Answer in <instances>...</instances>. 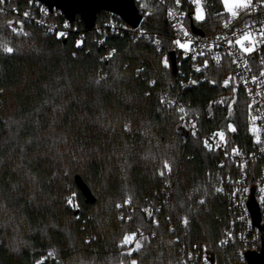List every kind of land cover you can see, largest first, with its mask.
Masks as SVG:
<instances>
[{"label": "trees", "instance_id": "1", "mask_svg": "<svg viewBox=\"0 0 264 264\" xmlns=\"http://www.w3.org/2000/svg\"><path fill=\"white\" fill-rule=\"evenodd\" d=\"M201 1L205 18L197 23L192 18L193 23L213 34L227 12L219 0ZM175 2L150 0L153 11L141 25L171 32L166 8ZM4 4L0 264H182L180 242L169 232L181 218L187 221L186 244L213 250L216 264H237L233 247L219 244L227 225L214 190L219 156L206 150L202 139L223 130L228 147L248 149L254 142L246 114L249 98L233 67L208 64L202 82L180 90L199 131L186 137L179 113L161 97L179 91L177 65L174 71L170 56L165 64L149 42L128 36L106 35L98 45L97 32L78 19L72 23L78 22L85 35L79 45L73 34L57 37L30 23L22 32L9 33L8 8L21 7L24 0ZM105 15L100 11L96 21ZM3 45L14 51L4 52ZM111 47L114 55L102 58ZM228 70L232 76L225 86ZM165 161L170 171L162 170ZM76 174L94 201H86ZM165 183L170 184L168 196L153 223L143 209L158 200ZM129 197L131 210L117 207ZM130 233H137L138 250L121 243Z\"/></svg>", "mask_w": 264, "mask_h": 264}, {"label": "built area", "instance_id": "2", "mask_svg": "<svg viewBox=\"0 0 264 264\" xmlns=\"http://www.w3.org/2000/svg\"><path fill=\"white\" fill-rule=\"evenodd\" d=\"M134 1L141 14L137 26L130 25L114 13L106 12V15L98 22L95 20L94 25L89 29H94L99 35L100 38L94 37V41L98 45L102 42L101 38L106 35L128 36L133 41L145 40L149 42L157 52L161 53L163 61H168L170 52H174L179 76V91L172 95L162 92L161 97L179 113L189 135H194L193 133L197 135L199 131L195 117L189 114L186 104L180 98V90L204 80L203 70L206 67V60L208 61L207 65L211 64L214 67L225 65L233 67L246 90L249 98L247 120L256 129L252 146L248 149L240 146L228 147L225 140L221 141L218 137L213 136V133L217 131L202 135L204 148L217 153L219 156L217 161L219 174L214 190L227 215V225L219 244L231 245L237 264L243 263L246 259V251L258 250L262 241V232L252 223L247 206L252 186H254V199L258 205L260 216L264 220V76L261 75L264 72V41L259 36L262 26H264V3H261V0H252L251 7L239 9V15L236 18H232L227 12L221 28L217 32L213 34L203 32L204 34L200 35L194 32L190 26L195 11V5L191 0H185V3L180 2L179 5L175 2L166 8L171 32L150 30L142 26L143 18L151 14L153 7L150 0ZM154 1L162 3V0ZM0 9L6 10L4 3L0 4ZM170 10L171 15H169ZM8 12L9 16L5 20V27L9 33L22 32L26 24L30 23L46 33L55 34L57 37H67L69 34H73L76 44L77 41L82 43L85 40L84 33L80 31L79 23H72L76 19L81 20L78 15L73 21H68L60 9L48 8L40 0H24L23 6H11L8 8ZM24 13H28V15L25 16ZM186 18L189 22L186 21ZM9 21H11V25H9ZM18 21H23V23L20 24ZM226 22H229L228 27L224 26ZM14 29L16 30L14 31ZM245 31H250L257 39L255 50L251 53H244L235 44L229 46L226 42L227 40H235L236 36ZM58 33H63V35H58ZM167 39L168 43H164ZM176 40H180L182 43L190 42L189 48H180L174 43ZM213 45H218V47H212ZM113 50L112 47L106 48L102 58L109 59L112 57L115 53ZM109 53L112 54L109 55ZM217 55L220 56L219 62L215 59ZM198 68L199 71H197ZM231 76L232 71L230 70L223 73L225 80ZM253 77L256 79L254 80ZM192 81H196V83H192ZM180 107L184 108L183 113L179 111ZM252 117H256V119L253 120ZM206 139L211 145L210 148L205 146L204 141ZM233 149H237V151L233 152ZM169 185V183H165L156 194L158 200H150L143 209L144 216L153 223L158 221V214L168 196ZM120 205L131 210L130 203ZM146 209L151 212V215H148ZM185 221V218H181L176 225L170 224L169 226L172 239L180 242L178 250L181 263L210 264L206 253L207 248L203 244L188 245L183 240Z\"/></svg>", "mask_w": 264, "mask_h": 264}, {"label": "water", "instance_id": "3", "mask_svg": "<svg viewBox=\"0 0 264 264\" xmlns=\"http://www.w3.org/2000/svg\"><path fill=\"white\" fill-rule=\"evenodd\" d=\"M44 3L48 8H58L63 12L64 17L68 21H73L76 16L78 15L84 23L86 28H91L97 15L100 11L111 12L122 19L127 21L132 26H137L140 19L141 14L139 13L134 0H40ZM191 29L203 35V31L194 25V23L190 22ZM170 59L172 68L176 70V57L174 52H170ZM180 132L184 136H188V131L183 128L179 127ZM75 181L79 188L81 189L82 193L84 194L86 201L91 202L94 201V196L81 178L80 175H75ZM248 209L251 214L252 223L255 224L262 232V241L261 246L258 250H247L246 251V259L245 262L240 264H264V220H262L260 216V212L258 209V205L254 199V186H252L248 202H247ZM77 210L75 211V213ZM207 258L210 264H216V256L213 250L207 249Z\"/></svg>", "mask_w": 264, "mask_h": 264}, {"label": "snow or ice", "instance_id": "4", "mask_svg": "<svg viewBox=\"0 0 264 264\" xmlns=\"http://www.w3.org/2000/svg\"><path fill=\"white\" fill-rule=\"evenodd\" d=\"M4 2H5V0H0V4H2ZM191 2L195 5V13H194L195 19L197 21L203 20L204 14H203V8L201 6V0H191ZM221 2L223 3L226 11L228 13H230L232 18L238 17V15H239L238 10L239 9H248L252 5V0H221ZM261 3H264V0H261ZM176 4L179 5L180 0H176ZM0 11H2V9H0ZM171 14H172V12L170 10L169 15H171ZM24 15L27 16L28 13H24ZM8 23H9V25H11V21H9ZM18 23L22 24L23 21H18ZM228 23L229 22H226L224 26L228 27ZM245 27L247 28V26H245ZM15 30L16 29H14V31ZM185 34L187 35V33H185ZM58 35H63V33H58ZM233 35L236 36V34H233ZM259 36L261 37V40L264 41V26H262V30L259 33ZM218 39H219V37H218ZM226 42L229 46H232L233 44H235L244 53H251L255 50V46L257 44V39L253 36V34L250 31H245L242 34H240L239 36H236L235 40H227ZM80 43H81V41H77L78 45ZM156 43H159V41H156ZM174 43H176L180 48H184V49H188L189 44H190V42L182 43L180 40H176ZM2 47H3V51L6 53H12L14 51V49L12 47L7 46V45H3ZM212 47H218V45H213ZM113 51H115V50H113ZM111 54L112 53H109V55H111ZM201 55H203V53H201ZM215 59L217 60V62H219L220 56L217 55L215 57ZM166 63H167V61L165 60V64ZM207 63H208V61L206 60L205 66H207ZM197 71H199V68L197 69ZM261 75L264 76V72H262ZM253 79L255 80L256 78L253 77ZM152 83H155V82L153 81ZM192 83H196V81H192ZM228 83H229V80L226 79L224 81L225 86H227ZM162 102H163V100H162ZM179 111L183 113L185 110L183 107H180ZM252 119L255 120L256 117H252ZM228 129L233 131V132L236 131V128L232 124L228 125ZM252 131L255 132L256 129L253 128ZM193 134L195 135V133H193ZM213 136L218 137L221 141L225 140V132L223 130H218L217 132L213 133ZM257 139H259V137H257ZM204 143H205L206 147H209V148L211 147V145L209 144V141L207 139L204 141ZM236 151H237V149H233V152H236ZM163 166L165 169H168L169 171L171 170V166L167 161L164 162ZM161 175H163V172H161ZM130 199H131L130 197L128 199H126L124 201V204H129ZM68 202L70 204L72 203L71 200H69ZM117 207L119 208V207H121V205L117 204ZM145 211L148 212V215H151L150 211H148L147 209ZM186 222L187 221H185V223ZM136 236H137V233L125 234L123 236L121 243L123 245H129V244L134 242L136 245V249L138 250L141 247V244H140V240L136 239ZM131 251H132V249H129V254H131ZM52 254L53 253H51V252L49 253V255H52ZM36 264H41V260H37ZM121 264H123V261L121 262ZM130 264H138V262L136 260H131Z\"/></svg>", "mask_w": 264, "mask_h": 264}, {"label": "rangeland", "instance_id": "5", "mask_svg": "<svg viewBox=\"0 0 264 264\" xmlns=\"http://www.w3.org/2000/svg\"><path fill=\"white\" fill-rule=\"evenodd\" d=\"M219 3L221 4V6H222V8H223V10L224 11H226V9H225V7H224V5H223V3L221 2V0H219ZM201 6H202V1H201ZM202 8H203V6H202ZM227 12V11H226ZM194 13H195V11H194ZM203 14H204V18H205V11H204V8H203ZM193 20H194V22H200V21H197L196 19H195V15L193 14ZM202 21V20H201ZM165 62V61H164ZM252 128H251V131H252V129L253 128H255V127H253V126H251ZM253 132V131H252ZM256 132V131H255ZM255 132H253V133H255ZM163 168L164 167H162V170H163ZM161 170V169H160ZM162 172V171H161ZM133 244V247L135 248L136 247V245H135V243L133 242L132 243Z\"/></svg>", "mask_w": 264, "mask_h": 264}]
</instances>
